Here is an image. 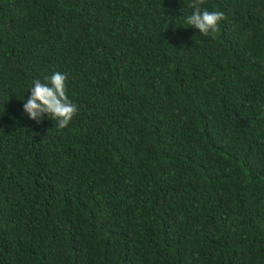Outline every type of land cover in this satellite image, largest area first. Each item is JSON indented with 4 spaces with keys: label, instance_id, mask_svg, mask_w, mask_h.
<instances>
[{
    "label": "trees",
    "instance_id": "trees-1",
    "mask_svg": "<svg viewBox=\"0 0 264 264\" xmlns=\"http://www.w3.org/2000/svg\"><path fill=\"white\" fill-rule=\"evenodd\" d=\"M191 3L0 0V264H264V0Z\"/></svg>",
    "mask_w": 264,
    "mask_h": 264
},
{
    "label": "clouds",
    "instance_id": "clouds-1",
    "mask_svg": "<svg viewBox=\"0 0 264 264\" xmlns=\"http://www.w3.org/2000/svg\"><path fill=\"white\" fill-rule=\"evenodd\" d=\"M204 0H192L188 6L193 10L186 17L185 23L204 36L214 34L219 22L225 16L221 11H209L202 8ZM67 74L59 71L51 74L45 82L34 80L30 95L23 103V111L31 120L40 123L47 116L57 121L58 128H65L78 112V106L67 95Z\"/></svg>",
    "mask_w": 264,
    "mask_h": 264
}]
</instances>
